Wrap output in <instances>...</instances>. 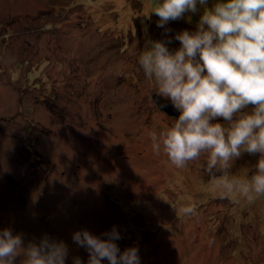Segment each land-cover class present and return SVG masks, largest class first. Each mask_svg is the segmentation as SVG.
Instances as JSON below:
<instances>
[{"label": "rangeland", "instance_id": "1", "mask_svg": "<svg viewBox=\"0 0 264 264\" xmlns=\"http://www.w3.org/2000/svg\"><path fill=\"white\" fill-rule=\"evenodd\" d=\"M154 4L0 0V231L25 246L62 240L66 264L89 258L75 232L107 239L114 226L121 252L143 242L141 264H264V197H225L206 156L177 169L153 150L152 134L178 118L156 105L139 57L168 38L179 49L176 33L195 31L205 7L161 28ZM259 159L244 153L230 178Z\"/></svg>", "mask_w": 264, "mask_h": 264}, {"label": "clouds", "instance_id": "2", "mask_svg": "<svg viewBox=\"0 0 264 264\" xmlns=\"http://www.w3.org/2000/svg\"><path fill=\"white\" fill-rule=\"evenodd\" d=\"M207 4L155 0L152 13L161 28L186 13L196 14L198 5L205 7L195 31L176 33L179 49L170 51L168 38L151 42L139 57L157 96L180 113L171 127L152 134V147L157 154L162 149L177 169L206 156V172L222 195L238 194L252 204L264 197V0H219L211 8ZM168 32L171 29L165 28ZM244 153L259 154L255 173L230 178V169ZM181 211L195 210L186 206ZM103 235L107 239L87 230L73 234V242L88 253L87 264H141L138 248L121 252L116 241L122 236L115 226ZM20 256L21 264H66L69 246L47 235L25 246L22 234L0 231V264H16ZM73 264L84 262L73 257Z\"/></svg>", "mask_w": 264, "mask_h": 264}, {"label": "water", "instance_id": "3", "mask_svg": "<svg viewBox=\"0 0 264 264\" xmlns=\"http://www.w3.org/2000/svg\"><path fill=\"white\" fill-rule=\"evenodd\" d=\"M152 98H153V100L155 101L156 105H157L160 109L164 110L165 112L169 113L170 115L175 116L176 118L179 117V115H180L179 111L176 110V109L174 108V106H172V104H171L170 101H166L163 97H159V96H157V94H153V95H152ZM162 104H167L168 106H167V107H164V108H161L160 105H162Z\"/></svg>", "mask_w": 264, "mask_h": 264}, {"label": "trees", "instance_id": "4", "mask_svg": "<svg viewBox=\"0 0 264 264\" xmlns=\"http://www.w3.org/2000/svg\"><path fill=\"white\" fill-rule=\"evenodd\" d=\"M142 244H143V242L140 244V248H139V251H141V248H142Z\"/></svg>", "mask_w": 264, "mask_h": 264}, {"label": "crops", "instance_id": "5", "mask_svg": "<svg viewBox=\"0 0 264 264\" xmlns=\"http://www.w3.org/2000/svg\"><path fill=\"white\" fill-rule=\"evenodd\" d=\"M219 1V0H218ZM226 1V0H225Z\"/></svg>", "mask_w": 264, "mask_h": 264}]
</instances>
